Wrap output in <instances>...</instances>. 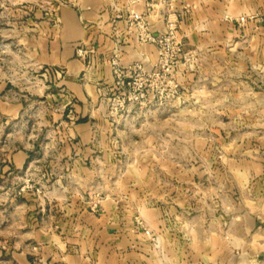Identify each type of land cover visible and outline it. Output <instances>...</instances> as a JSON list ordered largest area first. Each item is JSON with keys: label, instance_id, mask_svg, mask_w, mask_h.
I'll return each mask as SVG.
<instances>
[{"label": "crops", "instance_id": "0c3cea01", "mask_svg": "<svg viewBox=\"0 0 264 264\" xmlns=\"http://www.w3.org/2000/svg\"><path fill=\"white\" fill-rule=\"evenodd\" d=\"M148 1L69 0L52 19L30 22L26 49L58 72L52 95L61 104L54 131L61 142L52 145L56 159L46 167L57 166L61 174L55 192L46 175L41 220L28 230L24 249L13 252L18 264H264V0H171L182 12L186 45L209 51L211 65L202 73L183 65L177 72L189 106L208 114L211 132L197 139L206 144L196 154L207 166L191 168L193 185L207 183V196L189 201L180 197L179 185L148 181L164 170L143 159L129 164L142 172L116 180L136 189L98 192L91 186L97 164L115 168L121 153L113 137L122 115L111 116L108 103L112 58L118 55L123 65L141 60L148 69L158 59L157 47L141 45L127 21L132 6L141 12ZM166 9L149 16L155 33L164 30ZM79 46L90 53L77 55ZM226 61L234 66L225 68ZM1 106L12 117L24 103ZM32 161L26 149L14 156L18 168L28 169ZM178 170L176 175L187 171ZM171 188L178 193L171 195ZM137 216L155 236L137 224Z\"/></svg>", "mask_w": 264, "mask_h": 264}, {"label": "rangeland", "instance_id": "374dc122", "mask_svg": "<svg viewBox=\"0 0 264 264\" xmlns=\"http://www.w3.org/2000/svg\"><path fill=\"white\" fill-rule=\"evenodd\" d=\"M67 1L0 0V264H18L13 259V252L24 249L28 230L41 220L38 211L42 207L41 198L46 194L47 173L50 174V184H53L50 191L58 190V185H54L61 174L58 167H46L50 160L56 159V153L51 152L52 145L61 142V137L54 132L58 131L60 120L56 115L61 104L52 95L57 90L58 72L55 67L38 63V58L26 49L24 36L30 32V22L37 23L44 17L52 19L57 6ZM171 3L179 14V23L182 22V12L177 10L173 1ZM249 16H240V21ZM225 18L230 20L233 17L229 13ZM177 29L176 41H181L183 52L193 55L192 59L181 60L174 75L156 81L158 91H150L144 103L124 110L121 119L115 122L119 131L114 132L113 139L121 151L117 157L118 166L108 168L97 164L95 180L91 182L94 190L136 189V184L121 185L116 180L142 172V168L129 164L143 159L147 161V167L164 170L163 176H149L148 181L152 179L155 184L161 179L170 186L179 185L180 197L189 201L195 196H207V183L198 187L193 185L191 168L199 164L207 166V159L196 154L197 148L206 144L198 140L205 138L206 132H211L205 125L208 114L203 109L189 106L190 99L181 94L183 84L178 80L177 72L181 65L201 72L211 65L207 56L209 51L188 47L179 25ZM243 62L245 66L246 62ZM224 63L225 68L234 66L233 61ZM9 81L10 89L6 90L4 84ZM176 83H179L178 92L175 91ZM10 101L24 103L16 116L2 113L1 105L4 107ZM125 147L128 152H124ZM25 149L31 153L33 164L28 169L18 168L14 156ZM16 159L18 161V157ZM181 167L187 171L176 175ZM206 182L209 183L207 178ZM176 193L177 190L173 192L171 188L170 194ZM136 221L144 229L149 228L142 217L137 216ZM151 236H155L153 232Z\"/></svg>", "mask_w": 264, "mask_h": 264}, {"label": "built area", "instance_id": "2783aa9c", "mask_svg": "<svg viewBox=\"0 0 264 264\" xmlns=\"http://www.w3.org/2000/svg\"><path fill=\"white\" fill-rule=\"evenodd\" d=\"M134 5L138 0H128ZM165 20L164 30L155 33L149 24V16L162 8ZM127 21L129 27L137 33L138 41L142 44H153L157 47L158 59L153 69H148L141 60H134L123 65L118 55L112 58V71L115 76V83L108 96L109 113L115 117L122 115L132 105L144 103L150 91H158V83L163 77L172 76L181 60L190 61L193 55L183 52L180 40L176 41L177 28L179 25V14L173 10L171 0L148 1L145 10L139 12L133 6L128 11ZM157 12V13H158ZM121 14L117 15L120 17ZM77 55L86 57L90 49L79 46L76 49ZM178 92L179 83L175 85ZM145 232L151 236V229L145 228Z\"/></svg>", "mask_w": 264, "mask_h": 264}]
</instances>
